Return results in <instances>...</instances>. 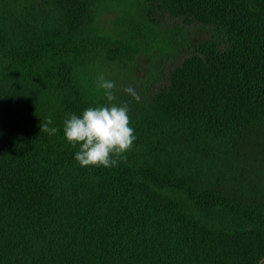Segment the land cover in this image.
I'll return each instance as SVG.
<instances>
[{
  "label": "trees",
  "instance_id": "16d2710c",
  "mask_svg": "<svg viewBox=\"0 0 264 264\" xmlns=\"http://www.w3.org/2000/svg\"><path fill=\"white\" fill-rule=\"evenodd\" d=\"M150 1L213 33L136 102L112 67L176 39L148 18L112 40L92 25L146 0H0V264H264V0ZM101 73L136 140L81 167L63 122L106 103Z\"/></svg>",
  "mask_w": 264,
  "mask_h": 264
},
{
  "label": "rangeland",
  "instance_id": "374dc122",
  "mask_svg": "<svg viewBox=\"0 0 264 264\" xmlns=\"http://www.w3.org/2000/svg\"><path fill=\"white\" fill-rule=\"evenodd\" d=\"M150 20L160 30L173 34L176 39V49L182 47L183 40L200 42L211 38L212 29L208 24L190 16H172L158 2L146 0L145 4L133 17L122 11L111 8L98 10L92 30L96 35L116 39L130 32L133 21ZM188 50H154L150 54L141 53L134 64L119 63V67H112L118 78L120 90L131 86L138 89L154 92L169 83L170 72L181 65ZM160 57L159 73L150 76L157 57Z\"/></svg>",
  "mask_w": 264,
  "mask_h": 264
},
{
  "label": "clouds",
  "instance_id": "9594fccd",
  "mask_svg": "<svg viewBox=\"0 0 264 264\" xmlns=\"http://www.w3.org/2000/svg\"><path fill=\"white\" fill-rule=\"evenodd\" d=\"M96 86L103 92L106 103L86 108L81 115L70 114L63 122V132L68 143L79 145L75 160L81 167L96 166L111 168L126 160L136 140L130 127V102L117 103L116 83L102 73L96 77ZM124 92L136 102L141 100L135 88L129 86ZM49 117L41 124V132L55 135V127H49Z\"/></svg>",
  "mask_w": 264,
  "mask_h": 264
}]
</instances>
